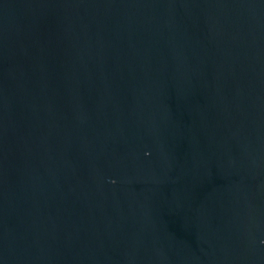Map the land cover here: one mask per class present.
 <instances>
[{
    "label": "water",
    "instance_id": "water-1",
    "mask_svg": "<svg viewBox=\"0 0 264 264\" xmlns=\"http://www.w3.org/2000/svg\"><path fill=\"white\" fill-rule=\"evenodd\" d=\"M0 264H264V0H0Z\"/></svg>",
    "mask_w": 264,
    "mask_h": 264
}]
</instances>
